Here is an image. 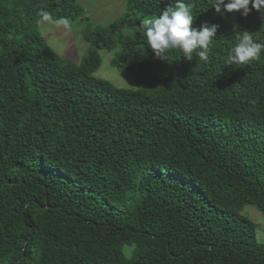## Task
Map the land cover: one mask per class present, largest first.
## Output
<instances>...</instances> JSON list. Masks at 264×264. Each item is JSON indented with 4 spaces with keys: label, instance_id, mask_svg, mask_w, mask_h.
I'll use <instances>...</instances> for the list:
<instances>
[{
    "label": "trees",
    "instance_id": "obj_1",
    "mask_svg": "<svg viewBox=\"0 0 264 264\" xmlns=\"http://www.w3.org/2000/svg\"><path fill=\"white\" fill-rule=\"evenodd\" d=\"M184 2L218 25L207 62L148 48L141 21L173 0H126L105 26L77 0H0V264H264L240 215L264 223V53L224 63L241 32L264 43V10ZM45 17L80 22L79 64ZM99 50L148 90L96 78Z\"/></svg>",
    "mask_w": 264,
    "mask_h": 264
},
{
    "label": "clouds",
    "instance_id": "obj_2",
    "mask_svg": "<svg viewBox=\"0 0 264 264\" xmlns=\"http://www.w3.org/2000/svg\"><path fill=\"white\" fill-rule=\"evenodd\" d=\"M212 8L221 16L238 11L246 17L253 10H264V0H214ZM193 22L191 5L184 0H173L172 6L161 10L158 16L143 19L141 27L147 46L156 58L165 60L169 52L179 50L189 61L195 54L207 62L218 25L205 22L196 28ZM237 41L225 58V65H248L264 53V43L254 40L249 31L241 32Z\"/></svg>",
    "mask_w": 264,
    "mask_h": 264
},
{
    "label": "rangeland",
    "instance_id": "obj_3",
    "mask_svg": "<svg viewBox=\"0 0 264 264\" xmlns=\"http://www.w3.org/2000/svg\"><path fill=\"white\" fill-rule=\"evenodd\" d=\"M83 7L84 13L90 16L93 26H105L118 19L125 11L126 0H77ZM79 21L54 22L45 17L35 25L45 44L50 47L61 60L79 64L86 55L89 46L83 41ZM101 58L99 69L93 74L96 78L105 80L111 85L121 89L148 90V86L140 85L136 79L127 72H120L111 65L112 53L99 50ZM240 215L249 219L255 226V237L258 243L264 244L263 217L254 207L246 206ZM126 254L131 252L125 248Z\"/></svg>",
    "mask_w": 264,
    "mask_h": 264
}]
</instances>
